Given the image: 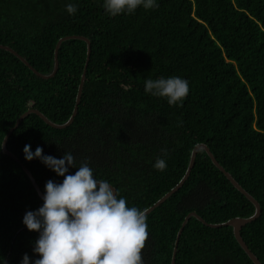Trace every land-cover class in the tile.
<instances>
[{
  "label": "trees",
  "instance_id": "16d2710c",
  "mask_svg": "<svg viewBox=\"0 0 264 264\" xmlns=\"http://www.w3.org/2000/svg\"><path fill=\"white\" fill-rule=\"evenodd\" d=\"M159 7L109 17L103 0H0V45L43 75L63 37L56 74L35 76L0 50V142L24 112H40L60 125L71 116L80 77L85 81L70 126L54 129L25 117L6 148L31 173L44 195L60 183L39 159L26 161L25 145L57 159L71 152L94 177L111 183L127 206L146 210L183 177L190 152L205 145L217 163L259 204L241 238L264 264V0H158ZM78 11L69 15L65 5ZM180 76L189 93L178 105L145 92L144 81ZM165 150L167 154L165 155ZM157 157L167 167H153ZM78 169L71 168L70 174ZM44 201L21 167L0 149V258L20 264L39 233L22 223ZM195 213L217 225L249 218L253 205L212 164L203 150L183 185L147 216L143 264H170L176 234ZM174 264H253L229 226L210 228L190 217L177 243Z\"/></svg>",
  "mask_w": 264,
  "mask_h": 264
},
{
  "label": "clouds",
  "instance_id": "9594fccd",
  "mask_svg": "<svg viewBox=\"0 0 264 264\" xmlns=\"http://www.w3.org/2000/svg\"><path fill=\"white\" fill-rule=\"evenodd\" d=\"M102 7L107 16L115 17L133 14L138 8L157 9L159 2L103 0ZM65 10L75 15L78 8L68 3ZM144 89L175 106L187 97L189 81L180 76H161L146 79ZM23 154L26 161L39 159L63 180L47 181L42 206L25 213L22 223L29 231L39 233L32 249L38 258L32 259L25 253L20 264H143L141 250L148 236L145 210L127 206L126 198L120 197L109 181L94 177L88 162L82 161L76 167L71 152L65 151L57 159L44 155L39 146L32 151L30 145H25ZM153 167L163 171L166 160L157 157ZM71 168L78 170L70 174ZM0 264L6 261L0 258Z\"/></svg>",
  "mask_w": 264,
  "mask_h": 264
},
{
  "label": "water",
  "instance_id": "95a60500",
  "mask_svg": "<svg viewBox=\"0 0 264 264\" xmlns=\"http://www.w3.org/2000/svg\"><path fill=\"white\" fill-rule=\"evenodd\" d=\"M68 40H80L82 42H84L86 44V49H87V60L88 61V57H89V51H90V45H89V41L84 38V37H79V36H70V37H63L61 39H59L54 47V52H53V66H52V70L49 74L47 75H43L40 74L39 72H37L36 70H34L20 55H18L14 50H12L11 48L7 47V46H3L0 45V50H3L5 52H8L9 54L13 55L16 59H18L24 66H26L35 76L39 77L40 79L43 80H47L52 78L58 69V60H57V54H58V50L61 46V44L65 41ZM85 68H86V64H85ZM85 68L83 69V73L80 77V81H79V85H78V89H77V95L75 98V105L73 107L71 116L69 117V119L60 125L54 124L52 122H50L44 115H42L40 112L36 111V110H28L26 112H24L21 116H19L17 118V120L14 123V126L8 130V132L6 133V135L3 138V148L1 149V152L10 157L12 160H14L22 169L23 173L25 174V176L28 178L30 184L32 185L34 191L36 192V195L38 196V198L40 200L43 201V194L41 193V191L39 190V188L37 187L31 173L19 162V160L12 154L10 153L7 148H6V143L8 140V137L10 136L11 132L18 126V124L28 115L30 114H34L37 117H39L46 125L54 128V129H64L68 126L71 125V123L73 122L74 117L76 116L77 113V108H78V104L80 102V98H81V93H82V89H83V85H84V81H85ZM199 150H203L206 155L210 158L212 164L223 174V176L227 179L228 182H230V184L241 194L243 195L254 207V214L249 217V218H233L231 220H228L225 223L222 224H217V225H210L207 224L206 222H204L200 217H198L195 213H189L185 216L183 222L181 223V226L176 234L175 237V241H174V245H173V249L171 252V262L170 264H174L175 263V254H176V250H177V243H178V239L180 237V234L184 228V226L186 225V223L188 222L190 217L195 218L196 220H198L199 222H201L203 225L210 227V228H218L221 226H229L232 229V234L234 236V239L236 240V242L238 243V245L240 246V248L244 251V253L246 254V256L251 260V262L253 264H261L259 262V260L256 258V256L248 249L247 245L244 243L243 239L241 238L240 235V231L242 229V227L244 225H246L247 223H250L252 221H254L260 214V208H259V204L257 203V201H255V199H253V197H251V195H249L243 188H241V186L233 179V177L227 173L215 160V158L213 157V155L211 154V152L209 151V149L203 145V144H199L193 147L192 151L190 152V156H189V160H188V165L186 167L185 173L183 175V177L181 178V180L170 190L168 191L165 195H163L158 201H156L152 206L148 207L145 212L146 215H148L151 211H153L155 208H157L159 205H161L166 199H168L172 194H174L182 185L183 183L187 180L193 166H194V161H195V157L196 154Z\"/></svg>",
  "mask_w": 264,
  "mask_h": 264
},
{
  "label": "bare ground",
  "instance_id": "6f19581e",
  "mask_svg": "<svg viewBox=\"0 0 264 264\" xmlns=\"http://www.w3.org/2000/svg\"><path fill=\"white\" fill-rule=\"evenodd\" d=\"M35 70V69H34Z\"/></svg>",
  "mask_w": 264,
  "mask_h": 264
}]
</instances>
